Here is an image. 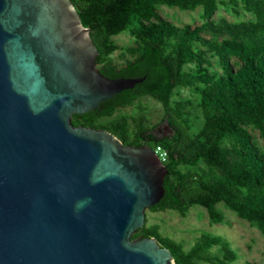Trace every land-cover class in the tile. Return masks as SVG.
Returning <instances> with one entry per match:
<instances>
[{"label":"water","instance_id":"1","mask_svg":"<svg viewBox=\"0 0 264 264\" xmlns=\"http://www.w3.org/2000/svg\"><path fill=\"white\" fill-rule=\"evenodd\" d=\"M98 55L71 0H0V264H177L132 239L167 167L72 123L145 80L104 76Z\"/></svg>","mask_w":264,"mask_h":264},{"label":"trees","instance_id":"2","mask_svg":"<svg viewBox=\"0 0 264 264\" xmlns=\"http://www.w3.org/2000/svg\"><path fill=\"white\" fill-rule=\"evenodd\" d=\"M71 1L99 51L100 72L110 79L145 77L97 110L75 115L73 125L107 130L126 146L168 150L165 195L151 211L173 210L186 216L200 206L212 222L220 223L224 216L217 205L222 203L264 236V147L250 132V128L258 130L264 145V0ZM227 3L240 4L252 19L217 22L215 13ZM162 6L181 11L200 8L204 22L175 26L158 14ZM124 32L135 38L136 45L126 50L125 64L119 67L109 57L119 49L113 37ZM209 54L221 73L212 69ZM181 88H192L200 96L203 125L197 132L185 104L172 103ZM146 96L162 104L172 134L148 129L143 107L133 119V136L127 118L98 125L99 119L113 117L118 109L132 107ZM152 237L171 251L177 264H232L237 259L219 236L203 235L186 251L181 243L165 238L159 225H147V218L132 239ZM215 246L221 248V256L208 254Z\"/></svg>","mask_w":264,"mask_h":264},{"label":"rangeland","instance_id":"3","mask_svg":"<svg viewBox=\"0 0 264 264\" xmlns=\"http://www.w3.org/2000/svg\"><path fill=\"white\" fill-rule=\"evenodd\" d=\"M157 12L161 18L178 27H184L186 25L196 27L204 22L202 18L203 11L200 8L195 11H181L177 8L162 6L158 8ZM223 18L230 22L252 19L250 14H247L240 4L234 7L231 3L220 6L214 15V19L217 22ZM113 40L119 46V49L109 57V61L121 67L125 64L124 55H126V50L136 45L135 38L128 32H124L113 37ZM127 57L130 59V55H127ZM208 57L214 64L212 69L221 73L222 70L217 64L216 58L211 57L210 54ZM176 102H183L185 104L186 111L192 118L194 132L199 131L203 125V118L199 107V94L192 88L177 89L172 98V103L174 104ZM140 107L145 109L143 114L147 118L146 127L148 129L154 130L155 133L161 134V130L163 133L165 131L168 133L167 123L164 121V108L159 101L150 96L139 99L132 107L118 109L113 117L99 119L98 125L109 126L120 118H127L129 121L130 135L133 136L136 131L133 119L141 115L142 111ZM250 132L260 147L263 148L264 145L259 131L250 128ZM199 165V167H204L203 163ZM217 208L224 216L223 221L220 223L212 222L205 208L194 206L186 216H182L173 210L163 212L147 210V225H159L160 232L165 238L181 243L186 251L190 250L203 235L219 236L224 241H227L237 254V259L232 264H264V236L260 230L252 226L249 222L240 219L236 213L224 204H218ZM208 254L221 256L223 252L220 247L215 246ZM197 264L210 263L198 262Z\"/></svg>","mask_w":264,"mask_h":264},{"label":"built area","instance_id":"4","mask_svg":"<svg viewBox=\"0 0 264 264\" xmlns=\"http://www.w3.org/2000/svg\"><path fill=\"white\" fill-rule=\"evenodd\" d=\"M154 151L158 155V157L160 158L161 162L164 164V162H166L168 159V150H166L162 146H157Z\"/></svg>","mask_w":264,"mask_h":264},{"label":"flooded vegetation","instance_id":"5","mask_svg":"<svg viewBox=\"0 0 264 264\" xmlns=\"http://www.w3.org/2000/svg\"><path fill=\"white\" fill-rule=\"evenodd\" d=\"M161 133H163L162 130H161ZM164 134L166 135V134H168V133H166V131H165Z\"/></svg>","mask_w":264,"mask_h":264}]
</instances>
